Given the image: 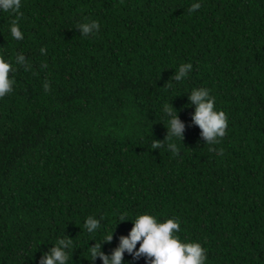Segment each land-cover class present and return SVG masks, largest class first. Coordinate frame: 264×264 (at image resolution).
Instances as JSON below:
<instances>
[{
	"label": "trees",
	"instance_id": "trees-1",
	"mask_svg": "<svg viewBox=\"0 0 264 264\" xmlns=\"http://www.w3.org/2000/svg\"><path fill=\"white\" fill-rule=\"evenodd\" d=\"M91 20L99 31L81 35ZM0 58L13 81L0 98V264H39L65 235L68 264H93L87 247L114 230L110 253L132 227L120 220L141 213L178 219L205 264H264V0H21L0 11ZM201 87L227 116L213 145L191 123ZM165 104L183 140L166 138Z\"/></svg>",
	"mask_w": 264,
	"mask_h": 264
},
{
	"label": "clouds",
	"instance_id": "clouds-1",
	"mask_svg": "<svg viewBox=\"0 0 264 264\" xmlns=\"http://www.w3.org/2000/svg\"><path fill=\"white\" fill-rule=\"evenodd\" d=\"M21 6V0H0V11L16 12ZM200 8L199 3H194L189 11H195ZM100 25L96 20L78 25L81 35L87 36L99 31ZM10 34L15 39L22 38V32L19 25L13 21L10 25ZM44 52V49H41ZM18 63H24V56L16 57ZM191 63H183L174 71L172 78L176 82L185 80L192 71ZM12 66L9 61L0 58V98L11 92L13 81L10 79ZM47 91L49 85L44 84ZM189 106L194 107L191 115L192 125L200 129V137L204 143L213 145L218 143V138L225 135L228 126L227 116L222 110L215 106V98L210 94L207 88H192L187 94ZM163 114L167 120L166 138H179L183 140L186 125L179 118L178 112L170 104L163 106ZM160 142V141H157ZM160 143H154L153 148L160 147ZM169 148L176 152V145L169 144ZM122 221H131L132 227L127 235L119 237L118 245L108 254L103 252L102 243L111 242L113 231L105 234L104 239L94 246L87 247L89 261L95 262L97 258L102 264H125V253L133 259L145 258V264H205L207 259L206 250L199 242H182L176 233L180 229V224L176 218H167L158 220L149 213L137 214L134 219H121ZM84 229L89 234H95L101 228V220L94 216H88L84 221ZM96 241L95 239H92ZM90 241V240H89ZM139 243V247L137 244ZM74 249L73 238L67 235L58 238L48 251L42 253L39 264H68L69 252ZM72 259V257H71Z\"/></svg>",
	"mask_w": 264,
	"mask_h": 264
}]
</instances>
